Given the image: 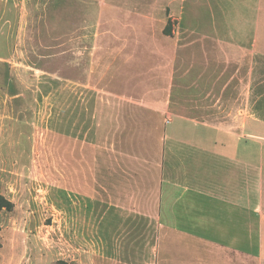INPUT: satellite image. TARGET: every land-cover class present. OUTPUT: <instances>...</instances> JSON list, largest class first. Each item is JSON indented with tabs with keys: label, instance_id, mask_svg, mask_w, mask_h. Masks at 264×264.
Masks as SVG:
<instances>
[{
	"label": "crops",
	"instance_id": "1",
	"mask_svg": "<svg viewBox=\"0 0 264 264\" xmlns=\"http://www.w3.org/2000/svg\"><path fill=\"white\" fill-rule=\"evenodd\" d=\"M186 2L97 7L131 24L88 52L97 124L70 140L86 264H264V0Z\"/></svg>",
	"mask_w": 264,
	"mask_h": 264
},
{
	"label": "rangeland",
	"instance_id": "2",
	"mask_svg": "<svg viewBox=\"0 0 264 264\" xmlns=\"http://www.w3.org/2000/svg\"><path fill=\"white\" fill-rule=\"evenodd\" d=\"M136 1L0 0V264H86L70 221V140L91 139L97 124L88 52L118 46L108 33L126 38L131 24L120 13L101 20L97 7L154 2ZM201 1L187 0L186 13L193 3L207 13ZM182 40L197 53L195 38Z\"/></svg>",
	"mask_w": 264,
	"mask_h": 264
},
{
	"label": "trees",
	"instance_id": "3",
	"mask_svg": "<svg viewBox=\"0 0 264 264\" xmlns=\"http://www.w3.org/2000/svg\"><path fill=\"white\" fill-rule=\"evenodd\" d=\"M165 33L167 34H171L172 33V25H171V21H169L164 29ZM2 199V198H0ZM3 207V205L0 203V209ZM57 264H68L67 261L65 260H59L57 262Z\"/></svg>",
	"mask_w": 264,
	"mask_h": 264
}]
</instances>
